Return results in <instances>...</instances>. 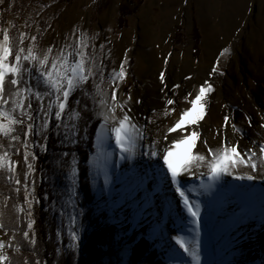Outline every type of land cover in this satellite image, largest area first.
I'll list each match as a JSON object with an SVG mask.
<instances>
[{
	"label": "rangeland",
	"instance_id": "obj_1",
	"mask_svg": "<svg viewBox=\"0 0 264 264\" xmlns=\"http://www.w3.org/2000/svg\"><path fill=\"white\" fill-rule=\"evenodd\" d=\"M124 6L134 13L122 16ZM121 17L126 18L123 24ZM23 72L40 80L42 87L14 92ZM153 83L168 92L162 98L149 93ZM202 86H209V110L215 106L224 113L242 112L248 100L260 95L256 90L264 86V0H0V138L3 150L10 146L13 153L17 145L24 156V167H19L14 153H0V162L12 172L18 197L13 212L19 215L10 227L6 224L13 198L1 194L0 264H59L54 257L50 263V253L46 257V252H37L41 206L57 221L51 237L45 230L47 248L55 257L73 249L82 264H88L84 247L94 231L110 226L115 235L92 264H138L134 253L144 240L149 252L159 257L157 264H264V254L258 256L254 246L247 256L238 249L242 242L250 243L245 236L252 229L249 221L256 223L264 243V194H248L247 203H240L235 182L226 180L217 190L220 198L202 207L197 217L191 215L193 223L179 224L164 218V198L159 202L153 196L145 207L139 202L136 206L138 192L115 181L120 159L136 138L124 129L135 108L149 106L136 127L146 132L152 115ZM17 125H22L19 140ZM146 135L139 133L143 151ZM42 137L54 139L58 148L50 173L38 170L35 154ZM81 170L87 175L84 185L90 184L86 192L94 195L90 206L82 205L86 187L80 183ZM123 170L125 177L134 173ZM164 175L171 182L166 186L162 181L157 189L175 202L178 217L182 203L171 175ZM22 176L25 181L19 180ZM115 190L125 192L120 198ZM230 193L231 199L226 195ZM254 198L257 206L249 204ZM229 204L232 210L227 211ZM189 207L194 213L193 205ZM236 226L238 236L232 235Z\"/></svg>",
	"mask_w": 264,
	"mask_h": 264
},
{
	"label": "bare ground",
	"instance_id": "obj_2",
	"mask_svg": "<svg viewBox=\"0 0 264 264\" xmlns=\"http://www.w3.org/2000/svg\"><path fill=\"white\" fill-rule=\"evenodd\" d=\"M163 88V85L153 83L149 86V93L162 98L168 92L167 90L163 92ZM195 88L193 91L191 90L193 93L190 96L182 98L180 102L174 100L170 106L152 115L149 131L144 132L141 127L136 129L149 106L143 108V106L138 105L135 108L133 118L125 121L124 129L129 132L131 138L134 135L136 138L132 139L133 146L131 145L132 147L126 149L125 157L120 159V169L116 172L118 177L115 178L117 184L122 185V187L129 186V191L132 188L133 191L138 192L139 200L134 201L136 206L139 202L142 208L145 207L146 202L150 201V197L153 196L159 202L164 198L165 204L159 203L163 215H165L164 218L179 224L184 223L185 220L193 223L196 219L194 217L192 219V216L197 217L202 212V207L208 206L207 203L212 204V200L220 198L217 192L219 186H223L226 180L235 182L234 190L240 191V193L237 191L240 203L246 202L245 198L248 194L261 197L264 194V86L256 90L260 95L245 101L246 104L242 108V112L240 108L228 113H224L215 106L209 110V101L206 97L210 91L209 86ZM183 90H180V95L184 93ZM163 104L160 103V105ZM140 132L147 134L145 151L141 150L143 144L140 142L142 139H139ZM116 150L115 146L111 149V155L114 156V159ZM152 161L153 163L149 166L148 163ZM143 166L146 167L144 170L141 169V172L139 167ZM127 168L132 169L134 173L125 177L127 171L124 173L123 169ZM164 173L171 175L174 180L172 184L178 194V199L182 203L178 207V217L174 213V209L177 208L174 206L175 202L168 201L165 195L162 196L157 189L158 184L160 182L162 184V181V185L168 186L169 181ZM208 178L211 179L207 180ZM236 181L242 185L237 184ZM146 182L147 185L144 184ZM259 183H262L261 186ZM143 185L147 187L146 191L145 187L144 189L141 187ZM228 186L226 187L230 188L231 185ZM149 187L152 188L151 192L147 191ZM208 187L210 189L206 191ZM115 192L116 196L121 198L125 191L115 190ZM240 194L241 196H239ZM226 195L231 199V193L229 196ZM196 196L199 198L196 199ZM201 198L203 199L202 204L199 201ZM256 199L254 198L249 204L257 206ZM190 205H193L194 213L190 212ZM227 207L225 208L227 211L232 210L230 204ZM247 209L249 210V207ZM247 209L245 210L247 211ZM233 210H236L235 206ZM148 211L152 215V221L155 222L154 211L151 210V207ZM236 217L237 215H235L234 220ZM247 224H250L249 226L252 228L245 235L248 236L250 243L242 242L237 248L247 256V249L253 251L252 246H254V250L260 256L264 254V243H261L262 234L258 235L257 233H260L258 231L256 233V223L255 226L250 221ZM185 225L183 228H188ZM218 225L220 226L218 223L215 227ZM223 225L222 227H225ZM241 227L245 226L242 225ZM232 231L230 229L229 232ZM233 232L232 235L238 236L241 231L236 226ZM237 236L234 237L239 239ZM249 258L252 259L251 255Z\"/></svg>",
	"mask_w": 264,
	"mask_h": 264
},
{
	"label": "trees",
	"instance_id": "obj_3",
	"mask_svg": "<svg viewBox=\"0 0 264 264\" xmlns=\"http://www.w3.org/2000/svg\"><path fill=\"white\" fill-rule=\"evenodd\" d=\"M142 3V1L139 2L138 5H140ZM137 5V4H136ZM130 8H126V6L122 7V11H121V15L122 16H130L134 13V10H130L132 7L129 6ZM136 9V7H135ZM125 17H121L120 19V23H125ZM18 79L21 78L22 80V84L21 86H19L17 89H13L12 90L15 92V91H20L23 87H28L30 85H35V87L37 88H40L42 87V83L40 82V80H36L35 77H33L30 73L27 74L26 72H23V73H20L17 77ZM9 79H13V76H9ZM25 85V86H23ZM13 94V92L11 93ZM41 99V98H39ZM39 102V101H37ZM17 106V105H16ZM36 106V104H35ZM14 116L16 118H19V111L16 110L14 112ZM88 118V117H87ZM21 126L22 125H17L16 127H18V131L16 133H18V135H16L17 137V140H19L20 138V133L22 131L21 129ZM82 126H86V123L82 121ZM24 128V127H23ZM20 132V133H19ZM35 135H33V137H35ZM94 138V132L91 136V141L93 140ZM46 139H47V143H46ZM50 139L49 138H41V141L39 143H41V149L37 148L38 149V152L35 154L37 156V165H38V170L40 171H47L48 173L51 172V167H52V163L55 161V158L58 156V148H56V146H54L55 144V140L53 139L50 143ZM81 142V141H80ZM2 144H3V139L0 138V153H6V154H11L13 156V153H14V156H15V161L18 162L19 164V167H24V163H23V151L22 150H18L17 151V145L15 147V150L13 153H11V150H10V146H6L3 150V147H2ZM78 145H82V143H78ZM37 146V143L36 145ZM44 146L46 147L44 149ZM21 152V153H20ZM17 153V154H16ZM1 155V157H2ZM81 169H83L81 167ZM7 173V174H6ZM86 173L81 170V173H80V180H81V184L84 185L85 182H84V178H85ZM12 179V172H7L6 170V166H4L1 162H0V195L1 194H7L8 196L12 194V198H13V204L10 208V217L6 216L5 220H6V224L10 227L11 225V222L12 220L14 221L15 218H18V211L15 212L14 214V208L18 205V197L16 199L15 195L17 193H15V188L13 187L12 185V182L14 183V181L11 180ZM20 181H25V176H22V178L20 179ZM18 179L15 180L16 181H19ZM87 186H85L86 188L84 189L83 188V191L85 192V195L82 196L83 198V201H82V205H91L93 204V199L91 200V198H94V195H90L88 194L86 191L87 188H89V182L86 183ZM16 189H18V186H16ZM13 188H14V192H13ZM11 192V193H10ZM88 194V195H87ZM85 200V201H84ZM89 205V206H90ZM15 210H17L15 208ZM43 208V206L39 207L38 210H37V226H38V229L40 230V238H39V246H38V254L39 253H42L43 252H46L45 253V256L47 257V252L50 253V257H48L50 263L53 262V257L55 259H58V262L59 264H82L83 262L79 260V256H78V252H76L75 250L73 249H70L69 252H66L65 254H62L63 251H61V256L57 255L55 257V253L53 252H50V250H48V246H49V241H47V236H46V233H45V230L48 229L49 231V235L51 237V234H53V226L56 224V220L55 218H50L48 215V212H46ZM12 215V216H11ZM47 215V219L45 218ZM11 220V221H10ZM57 225V224H56ZM50 228V230H49ZM8 229V228H7ZM115 232L116 230L114 228H111L110 226H103L101 227L99 230H96L94 231V233L92 234L91 238L89 239V241L87 242V246L84 247L83 251H84V254H85V258L87 259L88 261V264L89 263H93V261H96V257L99 255V251H101L100 249L103 248L104 246H108L110 243H111V239L113 238V236L115 235ZM145 243L141 242L137 247H136V251L134 253V257L136 256L137 258V261H138V264H157V262L159 261V257L155 255V253H152L151 251L149 252V249H148V241L146 242V240H144ZM25 251L28 252V250L26 248H24ZM44 255V254H43ZM52 257V258H51ZM158 258V260H157ZM135 259V258H134ZM157 260V261H156ZM156 261V262H155ZM137 264V263H136ZM162 264V263H161Z\"/></svg>",
	"mask_w": 264,
	"mask_h": 264
}]
</instances>
